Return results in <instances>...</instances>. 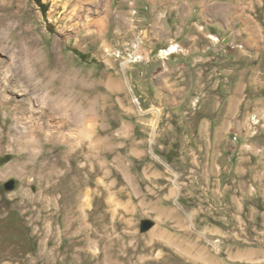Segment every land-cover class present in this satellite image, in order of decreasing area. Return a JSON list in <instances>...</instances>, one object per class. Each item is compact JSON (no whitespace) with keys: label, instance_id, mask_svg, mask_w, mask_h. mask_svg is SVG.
<instances>
[{"label":"rangeland","instance_id":"1","mask_svg":"<svg viewBox=\"0 0 264 264\" xmlns=\"http://www.w3.org/2000/svg\"><path fill=\"white\" fill-rule=\"evenodd\" d=\"M42 2L0 0V171L19 168L0 174V264H227L244 225L264 234V0L228 64L190 59L152 83L153 59L185 50L149 56L148 0L92 9L99 36ZM14 101L44 127L27 142L12 140ZM60 108L69 124L52 134Z\"/></svg>","mask_w":264,"mask_h":264},{"label":"crops","instance_id":"2","mask_svg":"<svg viewBox=\"0 0 264 264\" xmlns=\"http://www.w3.org/2000/svg\"><path fill=\"white\" fill-rule=\"evenodd\" d=\"M255 2L256 0H148L150 7L146 14H149L150 19L147 43L149 56L153 55L156 46L170 42L178 43L185 50L184 53L174 54L167 62L164 61L165 68H160L159 59L154 58L149 64V82H157V79L159 82V78L169 82L179 71V65L187 67L190 59L206 64L208 60L215 59L228 64L230 56L226 44L240 39L249 29L246 26L240 28L238 24L240 19L246 17L249 8L256 10ZM210 35L218 37L220 41L214 42L209 38ZM187 76L190 81V74ZM162 93L158 97H174L171 93L166 96ZM241 192L248 195L254 193L247 187H242ZM248 231L244 225L245 235L239 240L232 238L233 241H229L225 257L227 264H264V234L262 230H257L256 235L251 238Z\"/></svg>","mask_w":264,"mask_h":264},{"label":"bare ground","instance_id":"3","mask_svg":"<svg viewBox=\"0 0 264 264\" xmlns=\"http://www.w3.org/2000/svg\"><path fill=\"white\" fill-rule=\"evenodd\" d=\"M58 2H65V7L66 8H71L69 17L72 18L73 20L78 19L79 22L83 21V26L87 29L90 30L92 23H94L98 29H97V34H102L103 28L101 27L100 24V19L99 18H93L90 16V12L92 9H95L97 7H100L102 2L105 0H55ZM73 26V25H72ZM75 28L77 26H74ZM78 32H80V29L78 28ZM176 47H172L171 51H174ZM141 57V56H140ZM12 66H8L7 69L5 70L4 68L0 67V73L2 72L3 74L6 73L7 70H11ZM1 78V76H0ZM3 99L1 100L2 105L5 103H8L10 99L8 97H4L3 94ZM45 99H49V105L55 106L56 98H49V93H45L43 96ZM60 103L61 100H57ZM24 104V103H23ZM21 103L18 101H14L11 107V115H12V128H11V134H12V140L18 139V141H21L22 139H25V141L32 140V137L34 136V131H31L33 125H36L35 128L39 132L44 131L43 124L41 123H34L33 120H31V117L25 118L27 115V111H29V108H22ZM63 106V104H61ZM61 106V107H62ZM63 109L65 108L64 106L62 107ZM62 108L58 109V113L61 115L59 117V120L55 122H50L46 121V127L48 128V132H52V134H59L61 133V128L64 126H67L69 124L68 116L65 113L66 111L63 110ZM23 110V111H22ZM26 111V112H25ZM63 113V114H62ZM8 128V127H7ZM31 131V132H30ZM19 171L18 165L17 164H9L4 171H0L1 175H6L12 172ZM150 259V258H149Z\"/></svg>","mask_w":264,"mask_h":264},{"label":"water","instance_id":"4","mask_svg":"<svg viewBox=\"0 0 264 264\" xmlns=\"http://www.w3.org/2000/svg\"><path fill=\"white\" fill-rule=\"evenodd\" d=\"M14 185H15V181L14 180H11V181H9L6 184V188L7 189H12V188H14ZM152 225H153V222L151 220L145 219V220H143L141 227H142V230H147Z\"/></svg>","mask_w":264,"mask_h":264},{"label":"trees","instance_id":"5","mask_svg":"<svg viewBox=\"0 0 264 264\" xmlns=\"http://www.w3.org/2000/svg\"><path fill=\"white\" fill-rule=\"evenodd\" d=\"M37 3L40 5V7L44 10L46 7V4L42 2V0H36ZM45 11V10H44Z\"/></svg>","mask_w":264,"mask_h":264},{"label":"built area","instance_id":"6","mask_svg":"<svg viewBox=\"0 0 264 264\" xmlns=\"http://www.w3.org/2000/svg\"><path fill=\"white\" fill-rule=\"evenodd\" d=\"M177 48V47H176Z\"/></svg>","mask_w":264,"mask_h":264}]
</instances>
